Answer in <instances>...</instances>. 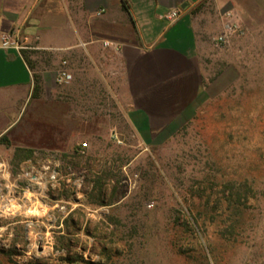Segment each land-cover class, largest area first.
<instances>
[{"label": "rangeland", "instance_id": "rangeland-1", "mask_svg": "<svg viewBox=\"0 0 264 264\" xmlns=\"http://www.w3.org/2000/svg\"><path fill=\"white\" fill-rule=\"evenodd\" d=\"M234 2L202 41V100L169 140L144 145L110 82L82 96L79 121L66 105L64 125L37 127L59 139L14 149L0 264H264V0ZM46 147L59 176L32 184L22 161L39 169Z\"/></svg>", "mask_w": 264, "mask_h": 264}, {"label": "crops", "instance_id": "crops-1", "mask_svg": "<svg viewBox=\"0 0 264 264\" xmlns=\"http://www.w3.org/2000/svg\"><path fill=\"white\" fill-rule=\"evenodd\" d=\"M206 4L215 11L205 16ZM234 8V0H0V35H17L24 45L0 48V164L7 170L0 191L13 183L14 149L59 139L37 127L64 125L58 111L66 105L79 121L82 96L102 84L113 93V82L144 145L169 140L202 100V41L223 29ZM172 9L179 17L169 22ZM60 70L71 75L70 85L55 83ZM43 150L39 169L22 161L38 177L47 165L60 169L57 154Z\"/></svg>", "mask_w": 264, "mask_h": 264}, {"label": "built area", "instance_id": "built-area-1", "mask_svg": "<svg viewBox=\"0 0 264 264\" xmlns=\"http://www.w3.org/2000/svg\"><path fill=\"white\" fill-rule=\"evenodd\" d=\"M179 17V10L172 9L166 14V19L169 22H174ZM224 36H218L215 39V42H221L223 40ZM0 48L1 49H15V50H21L24 48V45L22 44V41L17 35H13L12 33L5 32L0 35ZM58 81L61 83H68L71 79L70 74L66 73L65 71L58 72ZM82 147H85V144H82ZM7 174V170L5 167L0 164V175ZM59 176V170L58 167L56 169L50 168V166L44 167V171L42 176L38 177L37 175H31L30 176V182L32 184H45L49 181H56ZM11 201V200H10ZM8 200V204L5 208V210H10L11 204Z\"/></svg>", "mask_w": 264, "mask_h": 264}, {"label": "trees", "instance_id": "trees-1", "mask_svg": "<svg viewBox=\"0 0 264 264\" xmlns=\"http://www.w3.org/2000/svg\"><path fill=\"white\" fill-rule=\"evenodd\" d=\"M36 91V88H34V92Z\"/></svg>", "mask_w": 264, "mask_h": 264}]
</instances>
